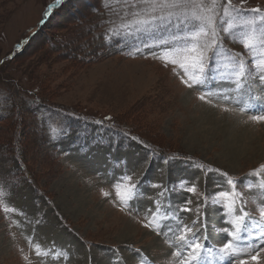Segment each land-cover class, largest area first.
I'll use <instances>...</instances> for the list:
<instances>
[{
    "label": "rangeland",
    "instance_id": "rangeland-1",
    "mask_svg": "<svg viewBox=\"0 0 264 264\" xmlns=\"http://www.w3.org/2000/svg\"><path fill=\"white\" fill-rule=\"evenodd\" d=\"M55 4L0 0V264H177L172 253L178 242L143 226L149 219L161 221L163 207L154 216L146 210L169 198L173 208L163 222L181 217L187 225L208 199L200 211L218 251L225 234L214 229L230 227L223 220L234 217L213 203L233 199L216 195L230 191L217 169L237 181L242 196L235 199L259 219L260 178L249 173L264 165V122L251 114L264 113V92L253 85L255 100L244 112L235 101H201L202 93L184 82L194 71L190 57L200 49L169 54L178 61L174 65L143 47L144 40L154 43L147 36L110 42L105 33L115 25L108 23L112 13L101 0H67L42 25ZM233 4L241 6V0ZM242 7L264 10V0H246ZM236 31L221 33L223 47L209 70L217 80L235 68L236 53L244 54L242 30ZM245 59L250 65L251 57ZM207 86L218 88L211 78ZM224 90L238 95L230 86ZM124 173L131 178L117 184ZM192 178L194 193L181 183ZM248 183L251 189L243 187ZM132 185L139 195L130 208L117 188L127 199ZM186 197L191 212L178 210ZM255 252L247 250V264H264V251L251 260Z\"/></svg>",
    "mask_w": 264,
    "mask_h": 264
},
{
    "label": "snow or ice",
    "instance_id": "snow-or-ice-1",
    "mask_svg": "<svg viewBox=\"0 0 264 264\" xmlns=\"http://www.w3.org/2000/svg\"><path fill=\"white\" fill-rule=\"evenodd\" d=\"M246 0H241V6L233 4V0H223L222 14L219 0H211V5L205 4L204 0H101L102 7L112 13L108 23L115 25L110 27L105 33L106 38L111 41L119 40L124 42L125 37L139 38L141 36L149 37L154 43L148 40L143 41V47L148 49H156L151 54L157 59H162L165 63L177 64L176 59H169L172 53H188L196 52L200 49L198 56L190 57L194 70L188 80L184 81L190 88H195L202 94L198 97L201 101L208 102V98L215 96L216 101L223 99L229 106L235 101V106L244 112L252 107L255 97L251 95L253 85L264 92V10L259 7L250 9L243 8L242 5ZM63 0H56L55 5H49L48 10L44 13L48 17L52 8L59 6ZM99 11V9H94ZM117 21H120L117 24ZM237 29H241L243 35L244 54L236 53L239 57L235 68L224 74L226 79L217 80L212 76L210 69L217 63L220 48L223 47L221 33L227 35H236ZM206 38L204 43L200 42V37ZM137 51H140L139 45H134ZM159 52V54H157ZM257 52V55H252ZM208 53H211L210 55ZM251 57V64L245 59V56ZM205 61L208 68L204 67ZM179 67L184 69L187 74L188 68L184 63H180ZM213 79L218 88L213 90L207 86L208 79ZM225 86H230L232 91L238 93L237 96L231 95L230 92L224 90ZM247 97V99H244ZM227 110V108H225ZM251 118L258 122H264V113L251 114ZM110 120L111 117H105ZM103 125V121H97ZM134 139V138H133ZM164 163H168L167 160ZM264 171V165L259 170L249 173V176L260 178L259 187L261 189V199L264 200V178H261V172ZM216 172L225 178V182L230 186V191H221L217 196L233 197L230 203L223 205L221 201L213 198V203H219L227 208V216H233L234 219L229 221L223 220V225L219 229H214L218 233L225 234V239L221 241L222 246L216 250L210 243L208 227L209 222L205 218V214L200 208L208 206V199L205 198L204 205H197L195 209V218L191 224L183 223V218L176 217L174 223H164L169 219V211L173 208L171 199L163 202H155V208H148L146 211L149 215L154 216L165 209L164 215L160 222L149 219L148 223L143 226L150 228L157 235H171L178 243L175 245L176 251L172 253L178 257L177 264H247V250L256 249L255 254L251 255V260L256 261L260 251H264V205L259 207V219L254 218L245 207V203L241 200L239 203L235 199L236 195H241L240 187L237 181L228 178L227 172ZM131 178V174L124 173L118 179L117 184L123 183ZM181 181L188 185L185 189L187 192H195L194 180ZM218 187L220 185H217ZM134 191L125 199L121 196L117 188V196L121 202L132 208V201L138 198L135 191L136 185L131 186ZM152 187H160L153 184ZM243 187L251 189L252 183L243 185ZM173 189H165L160 193L163 197L165 192L174 191ZM105 195H108L105 193ZM190 198H185L183 203L178 206L181 212H191L192 209L186 205L191 204ZM13 208H5V212L13 211ZM139 212V209H137ZM22 215L26 214L21 213ZM156 223V227H153ZM230 238V239H229ZM31 242V238H29ZM171 244V240L168 241ZM39 244H36V255L41 256ZM139 252L140 250H134ZM47 255V251L43 253ZM58 256H67L66 252L57 253ZM27 259V257H26Z\"/></svg>",
    "mask_w": 264,
    "mask_h": 264
},
{
    "label": "trees",
    "instance_id": "trees-1",
    "mask_svg": "<svg viewBox=\"0 0 264 264\" xmlns=\"http://www.w3.org/2000/svg\"><path fill=\"white\" fill-rule=\"evenodd\" d=\"M65 1H67V0H63V3H62V4H60L59 6H55V7L52 9V11H51V13L49 14V16L46 17V18L44 19V22H42V25H43L47 20L50 21V20L52 19V17L55 16V13H54V12H57L58 9L60 10V9L63 8V4H65ZM40 29H41V27H40ZM40 29H39V30H40ZM32 37H33V35L30 36V38H32ZM27 40H29V38H28ZM35 104L39 105V104H40V99L36 98V103H35Z\"/></svg>",
    "mask_w": 264,
    "mask_h": 264
}]
</instances>
